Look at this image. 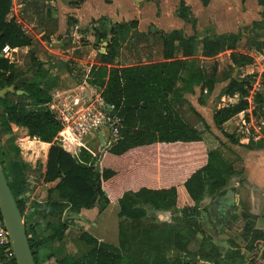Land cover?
I'll use <instances>...</instances> for the list:
<instances>
[{"label": "trees", "instance_id": "16d2710c", "mask_svg": "<svg viewBox=\"0 0 264 264\" xmlns=\"http://www.w3.org/2000/svg\"><path fill=\"white\" fill-rule=\"evenodd\" d=\"M200 1L203 4L208 2ZM260 4L263 6L264 22V0H260ZM10 7L11 0H0V89L12 87L18 79H13L16 66L10 61V55L2 52L4 46L13 49L31 47L32 44L20 24L13 19L6 20ZM177 15L184 21L191 20L190 12L182 3ZM160 37L163 61L114 66L117 43L112 41L100 56V65L90 69L91 84L101 88L102 100L113 107L119 122L118 138L104 152L98 172L93 165V156L83 148H79L76 156H72L56 142L62 125L45 108L50 101L51 87L24 83L22 90L25 94L20 96L25 97L28 103L9 101V93L0 97L1 134L10 137V125L14 124L25 128L29 139L50 145L43 181H57L52 192H57L58 199L35 202L32 209L38 222L32 225L24 222L35 264H38V248L48 242H61L64 238L68 228V223L62 220L65 210L78 213L81 209L93 208L96 202L102 207L112 201L118 202V216L123 218L118 226V247L100 246L94 237L83 232L79 240L88 246L87 253L77 258L63 255L56 259V264H169L160 254L145 253L139 257L129 255L126 239L123 238L124 219L134 223L144 218L145 210L141 205L160 211L195 208L205 195L222 192L228 181L237 175L238 172L221 156L219 148L206 149L201 133L187 123L173 105L174 101L182 100L183 91H189L195 85L201 84L207 96L215 83L213 78L206 77L205 70L192 59L195 38L185 35L181 30L163 33ZM257 37L263 38L264 49V32ZM237 41L238 36L234 34L219 36L214 40L205 37L201 56L213 58L222 52H229L232 65L251 64V57L234 52ZM177 43L181 46V59L174 56ZM178 83L184 87L179 88ZM250 90L244 81L230 80L222 94L238 95V100L214 112L213 119L217 126L240 113L246 115L250 107L253 116L260 117L263 114L264 97L254 93L250 103L247 99ZM30 104L36 108L30 110ZM205 129L208 126L205 125ZM224 135L231 137L226 133ZM9 145V150L18 155V148L11 141ZM1 152L0 147V155ZM0 166L22 215L24 203L17 198L10 185L1 156ZM247 218L250 222L246 223L244 234L251 233L252 238H264V232L253 227V217ZM165 225L172 231L164 226L171 236L162 238L164 242L170 241L175 248L187 251L186 245L191 238L200 235L202 244L197 253L198 258L220 264L221 256L217 247L195 220H186L183 225L175 227ZM36 227L48 235L37 239ZM123 252L128 253V256ZM9 263L15 264V261Z\"/></svg>", "mask_w": 264, "mask_h": 264}, {"label": "rangeland", "instance_id": "374dc122", "mask_svg": "<svg viewBox=\"0 0 264 264\" xmlns=\"http://www.w3.org/2000/svg\"><path fill=\"white\" fill-rule=\"evenodd\" d=\"M145 3V8L144 4L142 5L141 15L146 18L143 19V30L146 29V32H138V35L132 34L126 41L121 29L117 28L115 31V38L119 41L120 50L113 62L114 66L120 67L158 60L161 57V42L157 32L159 30L164 32L176 25L179 26V24L180 26L183 24L186 33L191 35L194 31L199 38L222 33H238L240 43L235 52L251 56L253 62L234 66L229 60V52H223L210 60L201 59L199 64H202L208 74L216 76L219 81L215 91L209 97V101L213 107L232 102L233 99L218 95L221 87L230 79L244 81L250 86V103H252L254 93H260L264 97V51L255 39L257 33L264 31V22L261 20L262 7L259 0H211L207 7L197 10L198 19L195 27L178 21L179 24H176V17L173 13L175 2L145 0ZM20 4H22L21 0L11 2L10 17L21 25L25 34L31 37L33 42L30 49L23 48L14 56L16 75L13 79L28 76L29 79L24 83H39L41 86H49L53 89L52 101L45 108L52 110L60 119H66L63 121L66 127L64 136L69 137L72 145L76 146L77 143L85 148L84 150L88 154L91 152L95 166L104 152V147L116 135L115 124H113L116 122L115 115L114 112H111L109 120H101L96 126L90 127L86 133L76 134L74 127L76 118L81 112L78 109L82 105L80 101L76 103V84L82 85L90 64L99 62L98 55L105 51L104 47L107 41L99 40L100 31L93 29L94 25L91 21H86L85 27L74 28L72 19L71 21L68 19L67 10L66 12L62 11L63 15L59 17L55 8L47 11L43 3H37L34 8L28 7L27 10H24L25 6H20ZM62 5L66 6L64 2ZM126 11L135 12V3H127ZM44 17H51L54 21H47ZM149 25L154 27L151 28ZM147 26H149L148 29ZM94 31L95 35H93ZM129 54H135L138 59L132 60L129 58ZM192 59L195 61L194 58ZM23 84L15 88L22 90ZM15 88L8 92L9 101L28 103L26 98L18 97ZM95 90L96 92H92L84 88L83 94L92 95V100L97 103L96 98L100 96L101 88L95 87ZM28 108L31 110L36 107L30 104ZM250 114L251 110L248 119H244L242 115L236 117L227 127L231 137L224 138L225 146L221 150L222 154H225L224 156L231 159L232 157L228 154L230 152L236 154L237 159L239 157L248 160L249 157H245V154L249 155L250 151L255 149H263L264 114L260 119ZM11 130L10 137L0 132V147L3 151L0 155L2 166L15 195L24 203L22 216L25 217V220L23 221L27 225H31L30 215L33 204L44 202L50 195L52 196V187L57 181L52 183L43 181L49 147L46 144H40L39 141L29 139L25 128L11 125ZM60 136L58 135L56 139L58 144H62L59 138H63V135ZM10 141L19 149L18 155H14L9 150ZM232 147L240 152L232 151ZM233 163L237 162L233 161ZM236 168L242 172L229 183V186L227 185L222 192L205 195L195 208L185 207L178 208V210L160 211L141 205L145 210L144 218L134 223L129 219H124L123 238L126 239L129 255L139 257L145 253L160 254L164 255L169 264H212L200 260L197 256L202 244L200 235L191 238L192 240L186 245L187 251L177 249L172 242H164L162 239L171 238L165 224L175 227L183 225L186 220L193 219L210 236L212 243L217 247L221 256L220 264H264V238H252L251 233L244 234L246 223L250 222V219L247 218L246 206L248 204L245 200L251 192L256 191L254 193L256 199L262 203L264 187H255L246 181L240 185V182L244 180L241 178L244 176L246 178V171L240 164L236 165ZM239 191L242 193L244 204L241 200L237 203L235 200V205L230 209L226 222L220 228H216V225L212 224V220L210 221L209 206L212 205L210 202L213 203V200L218 197L215 203L219 204L220 202L225 205L226 198L230 195L236 197V193L238 194ZM230 192L232 193L230 194ZM215 203L213 205H216ZM117 211V204L108 208L96 221L97 227L92 228L95 235L107 240L106 243L117 242V224L123 220L118 217V221ZM202 212L206 213L207 217H204ZM259 215L261 216L257 221L251 222L255 229L264 232V211H259ZM65 216L69 217L68 214ZM78 229L74 226L70 228L66 240L62 244V253L65 251L69 254L76 252V255H80L86 252L87 246L78 240L75 242L74 238H77ZM169 229L171 232L172 229ZM155 246L159 247L155 250ZM124 254L128 256V253Z\"/></svg>", "mask_w": 264, "mask_h": 264}, {"label": "crops", "instance_id": "0c3cea01", "mask_svg": "<svg viewBox=\"0 0 264 264\" xmlns=\"http://www.w3.org/2000/svg\"><path fill=\"white\" fill-rule=\"evenodd\" d=\"M146 1H150V0H146ZM170 1H172L173 3L175 2L173 13L175 14V17H176L175 18L176 24L185 23V24H190L194 27L196 26L197 19H198L197 10H199L200 8L204 9L205 7H207L211 3V0H208L207 4H203L200 0H170ZM11 2L13 3V0H11ZM62 2H64L66 4V6H65L66 9H65L64 5H62ZM129 2L135 3V5H136V11L135 12L126 11V5ZM21 3L22 4H20V6H25L24 10H27L28 7L34 8L37 5V3H43L44 8H46L47 11L49 9L51 10V8H55L57 10L59 17L63 15L62 11L66 12V10H67L68 17H69L68 19H70V21L72 19V24H74L73 26H75L74 28L79 29V27H85V25H86L85 23H87L86 21H91L94 25L93 29L100 31L99 40L100 41H103V40L107 41L106 45L104 47L105 51L100 52V54L98 55L99 56V62H96L95 64H90V66L88 67V70L85 74V79L82 82L83 84L82 85L76 84V88L79 87V88H83V89L84 88L89 89L91 91H96L95 87L97 88V86L91 84V82H90V80H91L90 74H89L90 69L93 66H99L100 65V56L106 52L108 45L110 43H112V41H115L117 43L116 56L114 58V61L117 58L119 50H120L119 41H117L115 38V31L117 28H119L123 31L124 38H125L124 40H126V41L130 38V36H132V34L138 35V32H140V33H143L144 31L146 32V29L143 30V28H144L143 19L145 18V16L141 15V12L143 11L142 5L144 4V8L146 6L145 0H21ZM181 3L190 12V19L191 20L189 22L182 20L177 15V9ZM259 4H260V0H259ZM260 6L262 7V10H263V6L261 4H260ZM155 7H157V6L155 5ZM62 9H65V10H62ZM10 10H11V7H10ZM261 17H262V13H261ZM44 18L47 21H51L52 18H54V17L52 16V18L51 17H44ZM11 19L14 20V18L10 17V12H9L7 14L6 20H11ZM261 20H262V18H261ZM53 21L54 20H52V22ZM149 26L151 28L154 27L152 25H149ZM149 26H147V29ZM45 29H47V28H45ZM174 30H181V31H183V33L185 35L193 36L195 38L196 46H195V52L193 55V58L195 59V63L197 66H199L205 70L207 78H213L215 80V83L213 85V89L210 92V94H208L207 96L204 95L206 91L202 88L201 84L195 85L192 87L191 90L182 92V100L174 101L173 102L174 107L177 109V111L180 113V115L183 117V119L187 123H189L197 132L201 133V137L205 143L207 150L219 148V153L227 162H229L232 165L233 169L238 172L237 175H239V173H241L242 170L237 169L236 165L240 164L241 167L245 169L246 178H245V176L243 178H241L244 180H242L240 182V185L244 184L246 181L247 183L253 184L255 187H259V188L264 187V147H263V149H260V150L255 149V150L250 151L251 154H249V155L245 154V157H247V158L249 157L248 160H243L242 158L240 159L239 157L237 159L235 157L236 154L228 152L229 156L233 158V159L232 158L230 159L228 156H224L225 154H222V152H221L222 148L225 146L224 138L226 136L224 135V133L231 135L227 131V127L231 124V122L233 120H235L236 117H239L240 115H242L244 119L245 118L248 119V117H249L248 115H249L250 110H251L250 115L253 116L252 115V108L250 107L247 110L246 115L244 113H240L238 115L233 116L228 121L221 124L220 126H217L214 122V119H213L214 112L220 108H223V107L229 105V104L235 103L238 100V95L228 96V95L222 94V90L227 86V84L230 82V80H232V79H230L224 86L221 87V89L218 92V95L220 97H228L229 99H233L232 102H229L228 104L223 105V106L213 107L211 104V101H209V97L215 91V87L219 83V81L217 80L216 76H213L212 74L209 75L208 71L204 68V66L202 64L201 65L199 64V61L201 59L210 60V59L214 58V57L213 58H204L201 56L202 40L205 37L214 40L216 37L225 36L228 34H234V35L238 36V33H222V34H217L216 36L215 35H213V36L207 35V36H203V37L199 38L197 36V34L194 33V31L191 35L186 33L185 30L183 29V24L181 26H180V24H179V26L176 25L175 27L168 29L164 32H162L160 30L158 31L156 29V31H158L157 33H159L158 38H160V42H161V57L156 61L144 62L141 64L163 61L162 40H161L160 35L163 33H169V32L174 31ZM156 31L154 33H156ZM263 32L257 33L255 39H256V42L260 45L261 49L264 51V49L262 48L263 38L257 37L258 34L263 33ZM95 33L96 32L94 31L93 35H95ZM102 36H104V37H102ZM29 38L31 39V42H33L32 38L31 37H29ZM239 43H240V37H238V41L236 43L234 52H235L237 46L239 45ZM23 48H29V47H20V48H13V49L10 48V50H9V52H7V54L10 55L9 59L11 62L14 63V58H15L14 56H16V54H18V52ZM174 56L178 59L183 58L181 46L178 43L176 44V47L174 50ZM247 56H249V55H247ZM249 57H251V56H249ZM129 58H131L132 60L138 59L135 54H133V55L129 54ZM252 62H253V59H252ZM138 64H140V63H138ZM113 65H114V63H113ZM133 65H137V64H130V65H126V66H133ZM120 67H125V66H120ZM234 80L239 81L238 79H234ZM177 85L179 88L184 87V85L182 83H178ZM49 95H50V101L46 105L50 104L52 101L53 89L50 90ZM18 97H22V96L19 95ZM98 97H100V96H98ZM247 99H248V101L250 100L249 97ZM263 108H264V106H263ZM50 111L58 118V116L52 110H50ZM263 114H264V111H263ZM263 114L260 117H255V116L254 117L260 119V118H262ZM11 125H13L14 127H18L14 124H11ZM11 125H10V127H11ZM205 125L208 126V129H205ZM65 132H66L65 130H62L58 134L61 136L63 135V138H59V140L62 141V144H58V145L61 146L64 150H66L68 153H70L72 156H76L77 150L79 148H82V146H79V144H77V143H76V146L72 145L70 139H68L67 137L64 136ZM39 143L43 144V142L42 143L39 142ZM103 144H105V143H103ZM46 145L49 147L48 143H46ZM234 147H237V146H234ZM234 147L231 148L232 151H236L237 153H239L240 151L235 149ZM83 149H85V148H83ZM45 153H47V150H45ZM18 154H19V151H18ZM89 154L91 156H93V154L91 152ZM233 161H236L237 163H233ZM237 175H235L234 177H232L228 181V183H227L228 186L230 185L229 183ZM53 188L54 187H52V189ZM255 192H251L245 200V202L248 204L246 206V208H247L246 213L248 214L247 217L252 216L253 218H251V221H253V222L257 221V219H259V217L261 216V215H259V211H262V212L264 211V197L262 200L263 202L260 203L256 199L257 197L254 194ZM231 193L232 192H230V194ZM52 194L53 195L52 196L50 195V197H48L47 199L57 200L58 199L57 192L53 191ZM263 196H264V194H263ZM229 197H232V198H229ZM229 197L226 198L227 202L225 203V205L220 203V202H219V204H217L218 202L215 203L216 200L218 199V197H216L213 200V203L210 202V204H212V205L209 206L210 207L209 210H210V213L212 214V217H213L212 219L210 218V221L212 220V224L216 225L215 226L216 228H220L226 222V219H227V216L230 212V209L235 205V200H236V203L240 200L242 201V203L244 202V200L242 199V193L240 191L238 194L236 193V197H234V195H230ZM229 199H230V201H229ZM38 203H43V202H38ZM214 203L216 205H213ZM115 204L118 205V202L112 201V202H109V204L101 207L100 203L96 202L93 208L81 209L78 213H72L69 210H65L64 213L62 214V220L68 223V228L66 229V231L64 233V238L62 239L61 242H57V241L48 242V243L43 244L40 248H38L37 249V262H38V264H56V259L62 257L63 255H70L74 258H77V257H82L87 253L88 246H87L86 252L83 254H80V255H76V252L73 254H69L66 251L64 253H62V251H61L63 249L62 244L66 240L67 233L69 232V230L72 226L79 228L77 230V238H74L75 242H76V240H78L80 243H82L84 246H86L82 241L79 240V237L83 232H87L88 234H90L92 237H94L97 240L98 245H100V246L111 245L114 247H118V244H119V238L118 237H117V242L106 243V241H107L106 239L99 238V236L95 235V233L92 232V228L97 227L96 221L99 219V217L108 208H112V206ZM118 212H119V205H118V211H117V218L119 217ZM67 214L69 217L65 216ZM30 217H31V223L32 224H35L36 222H38V217L35 214V211L33 209H32V214L30 215ZM22 218H23V220H25L24 216H22ZM119 218H118V221H119ZM120 221H119V223H120ZM119 223L117 224V229H118ZM36 230H37V235H36L37 239L44 238L45 236L48 235L47 232H41L39 230V228H37V227H36ZM0 256H1L0 257V264H10V263L5 262L1 252H0Z\"/></svg>", "mask_w": 264, "mask_h": 264}, {"label": "water", "instance_id": "95a60500", "mask_svg": "<svg viewBox=\"0 0 264 264\" xmlns=\"http://www.w3.org/2000/svg\"><path fill=\"white\" fill-rule=\"evenodd\" d=\"M29 79L28 76L21 77L14 81L12 87L0 89V97L4 94L11 92L14 87L23 84ZM18 95H24L23 90H17ZM114 143L111 141L107 146L104 147V152L110 148ZM104 152L101 154L102 158ZM100 170V160L95 164V171ZM204 217L206 213L202 212ZM0 217L4 223L5 229L7 231V236L9 239L10 247L14 254L15 264H35L33 259V254L28 242V237L26 233V227L22 219L21 212L19 211L15 199L12 195L8 182L5 178L3 170L0 166ZM210 218L212 219V214L210 213Z\"/></svg>", "mask_w": 264, "mask_h": 264}, {"label": "built area", "instance_id": "2783aa9c", "mask_svg": "<svg viewBox=\"0 0 264 264\" xmlns=\"http://www.w3.org/2000/svg\"><path fill=\"white\" fill-rule=\"evenodd\" d=\"M9 50L10 48L8 46H4L2 52L6 54L7 52H9ZM83 90H84L83 88H79V87L76 88L77 91L76 103L80 101L82 105L81 108L78 109V111L81 112L79 117L76 118V126L74 128L76 129V134H80V135L82 133L83 134L86 133L88 129H90V127L96 126L98 122H100L101 120H109V115H110L109 113L113 112V107L105 104L101 96L100 97L97 96L96 98L97 103H95L92 100V95L91 96L84 95ZM92 92H96V91H92ZM57 119L61 122L62 130H64V128L66 127L63 121L64 120L66 121V119L64 118V120H62L59 117ZM115 120L116 122L113 124H115L114 132L116 135L113 136L110 140L114 142L118 138V125H119L118 124L119 122L116 119V117ZM66 137L69 138L68 136ZM0 252L5 262L9 263L12 260H14V254L10 247L7 231L5 229L4 223L1 218H0Z\"/></svg>", "mask_w": 264, "mask_h": 264}]
</instances>
